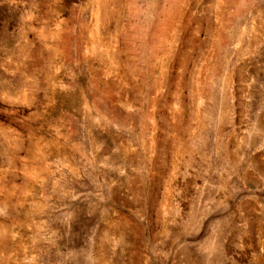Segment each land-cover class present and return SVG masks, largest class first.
Listing matches in <instances>:
<instances>
[{
	"label": "rangeland",
	"instance_id": "obj_1",
	"mask_svg": "<svg viewBox=\"0 0 264 264\" xmlns=\"http://www.w3.org/2000/svg\"><path fill=\"white\" fill-rule=\"evenodd\" d=\"M0 264H264V0H0Z\"/></svg>",
	"mask_w": 264,
	"mask_h": 264
}]
</instances>
